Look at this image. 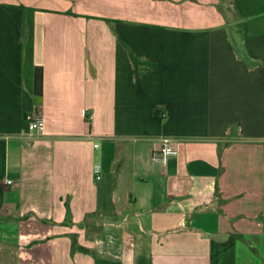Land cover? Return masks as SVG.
Returning a JSON list of instances; mask_svg holds the SVG:
<instances>
[{
    "label": "crops",
    "instance_id": "obj_1",
    "mask_svg": "<svg viewBox=\"0 0 264 264\" xmlns=\"http://www.w3.org/2000/svg\"><path fill=\"white\" fill-rule=\"evenodd\" d=\"M0 264H264V0H0Z\"/></svg>",
    "mask_w": 264,
    "mask_h": 264
},
{
    "label": "built area",
    "instance_id": "obj_2",
    "mask_svg": "<svg viewBox=\"0 0 264 264\" xmlns=\"http://www.w3.org/2000/svg\"><path fill=\"white\" fill-rule=\"evenodd\" d=\"M27 119L31 121L35 127L39 130L44 128V118L41 114L38 112H31L27 114ZM96 146L98 143L95 144ZM178 153V149L174 147L169 140H165L159 151H157L153 159L156 162H161V163H167L168 158L170 155H174ZM94 172L96 174V179H101L102 178V168L100 164H96L94 167ZM8 183H13L12 179L7 180Z\"/></svg>",
    "mask_w": 264,
    "mask_h": 264
}]
</instances>
